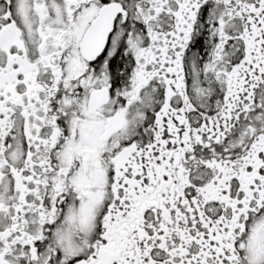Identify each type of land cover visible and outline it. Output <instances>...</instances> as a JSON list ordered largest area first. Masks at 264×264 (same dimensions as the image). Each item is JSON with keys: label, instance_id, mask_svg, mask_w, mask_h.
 I'll return each instance as SVG.
<instances>
[{"label": "snow or ice", "instance_id": "1", "mask_svg": "<svg viewBox=\"0 0 264 264\" xmlns=\"http://www.w3.org/2000/svg\"><path fill=\"white\" fill-rule=\"evenodd\" d=\"M0 264H264V0H0Z\"/></svg>", "mask_w": 264, "mask_h": 264}]
</instances>
